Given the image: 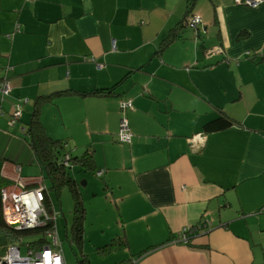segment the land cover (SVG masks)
Returning <instances> with one entry per match:
<instances>
[{
  "label": "crops",
  "instance_id": "obj_1",
  "mask_svg": "<svg viewBox=\"0 0 264 264\" xmlns=\"http://www.w3.org/2000/svg\"><path fill=\"white\" fill-rule=\"evenodd\" d=\"M191 16L196 29L184 26ZM0 77L11 86L0 101L1 192L42 187L55 210L27 134L48 96L46 133L104 170L84 230L89 216L113 215L109 238L127 243L117 263L264 264V2L0 0ZM220 114L235 125L205 133Z\"/></svg>",
  "mask_w": 264,
  "mask_h": 264
},
{
  "label": "trees",
  "instance_id": "obj_2",
  "mask_svg": "<svg viewBox=\"0 0 264 264\" xmlns=\"http://www.w3.org/2000/svg\"><path fill=\"white\" fill-rule=\"evenodd\" d=\"M189 18L185 19L184 26H187ZM175 33L171 35L174 36ZM68 91V90H67ZM67 91H59V96L62 93H67ZM108 90H97V94H106ZM49 97H41L37 100L35 108L33 111V116L29 127L27 129V134L29 135L30 145L32 147L34 156L37 163L45 172V176L50 184V190L53 191L57 196L60 194L64 187L69 189L72 201V221L70 227L67 231L69 238V243L74 244L79 249L81 258L77 260V264H89V261L83 254V243H84V221H85V205L80 190V186L77 180L71 174V170L74 166H78L86 172H90L94 175L98 171L104 170L96 169L93 162L92 152L85 151L82 155H73L72 151L67 148V143L61 139H55L49 136L40 120V107L41 105L48 101ZM235 122L231 120L226 115L220 114L218 117L208 121L203 126V131L205 133L215 132L224 130L231 126H234ZM101 175V176H102ZM3 183H0V190ZM47 191L45 192L44 202L48 210V215H52V204L48 198ZM50 225L45 227H38L35 229L28 230H16L14 226L8 224L4 218L3 211L1 210V191H0V246H4L7 242L18 244L22 241L23 236L30 234H40V237L27 243L26 248L36 250L44 246L48 239L46 237L47 230L50 229ZM19 245V244H18ZM127 246L125 239L115 238L110 240L103 246L97 247L96 251L99 253H111L113 250L120 249L121 247ZM154 249V247H149L142 250L138 255L137 259L143 257L149 250ZM2 254V252H1ZM129 261L116 263V264H133L128 263Z\"/></svg>",
  "mask_w": 264,
  "mask_h": 264
},
{
  "label": "built area",
  "instance_id": "obj_3",
  "mask_svg": "<svg viewBox=\"0 0 264 264\" xmlns=\"http://www.w3.org/2000/svg\"><path fill=\"white\" fill-rule=\"evenodd\" d=\"M34 1V0H31ZM264 0H236V3L249 8L259 7ZM199 16H191L188 20V26L196 29L201 24ZM11 92V86L5 77H0V101L4 100ZM130 102H122L121 108H131ZM21 115V106L16 105L11 122L14 123ZM132 134L125 118L119 123L118 138L121 142L129 143ZM102 175V171L96 173ZM44 188L25 190L23 188L14 191L3 189L1 192L2 211L8 224L14 226L16 230H28L50 225L46 237L48 242L39 249L32 250L26 248L22 255L21 247L18 244L11 243L7 246L6 251L0 256V264H65L62 249L60 246L59 235L56 226L57 215L53 211L48 215V210L44 202ZM211 222L204 221L195 226H188L179 232V241L187 243L188 238L196 230L209 229Z\"/></svg>",
  "mask_w": 264,
  "mask_h": 264
},
{
  "label": "rangeland",
  "instance_id": "obj_4",
  "mask_svg": "<svg viewBox=\"0 0 264 264\" xmlns=\"http://www.w3.org/2000/svg\"><path fill=\"white\" fill-rule=\"evenodd\" d=\"M71 174L76 178L82 195L83 193L86 194L84 203L87 205L89 202L88 198L93 197L92 191L94 188V183L96 182L97 184V182H102L103 179L97 177L96 175L82 172L78 167H75L73 170H71ZM83 181H86L85 185L83 184ZM48 184L49 183L46 182L47 187L49 186ZM50 196L55 210L58 213L56 226L65 264H77V260L81 258L79 249L74 244L70 245L69 238L66 237V235H68L67 231L72 221L73 210V201L69 189L64 187L58 196L52 191L50 192ZM55 210L54 212H56ZM113 221L115 222V217L113 215L101 216L97 218L89 216V218L86 220L83 254L89 261V264H116L118 261L122 260L120 249L116 248L111 253L107 254H102L96 251L97 247L103 246L106 241L111 240V238H109V232L107 228L109 225H113ZM39 237L40 234H30L23 236L22 241L18 243L21 247L22 255H24L26 252L27 243Z\"/></svg>",
  "mask_w": 264,
  "mask_h": 264
},
{
  "label": "water",
  "instance_id": "obj_5",
  "mask_svg": "<svg viewBox=\"0 0 264 264\" xmlns=\"http://www.w3.org/2000/svg\"><path fill=\"white\" fill-rule=\"evenodd\" d=\"M83 184L85 185V182H83Z\"/></svg>",
  "mask_w": 264,
  "mask_h": 264
}]
</instances>
